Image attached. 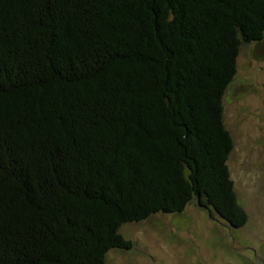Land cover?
I'll return each instance as SVG.
<instances>
[{
    "label": "trees",
    "instance_id": "obj_1",
    "mask_svg": "<svg viewBox=\"0 0 264 264\" xmlns=\"http://www.w3.org/2000/svg\"><path fill=\"white\" fill-rule=\"evenodd\" d=\"M264 0H0V264H108L192 202L246 226L224 97Z\"/></svg>",
    "mask_w": 264,
    "mask_h": 264
},
{
    "label": "rangeland",
    "instance_id": "obj_2",
    "mask_svg": "<svg viewBox=\"0 0 264 264\" xmlns=\"http://www.w3.org/2000/svg\"><path fill=\"white\" fill-rule=\"evenodd\" d=\"M224 107L234 140L228 163L246 226L232 229L192 202L183 213L124 225L120 232L133 248L111 250L108 264H264V39L242 46Z\"/></svg>",
    "mask_w": 264,
    "mask_h": 264
}]
</instances>
